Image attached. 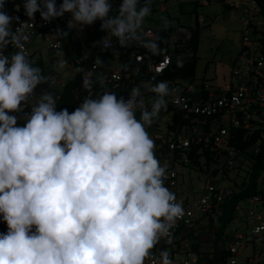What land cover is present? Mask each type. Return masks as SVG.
<instances>
[{"label": "clouds", "instance_id": "obj_1", "mask_svg": "<svg viewBox=\"0 0 264 264\" xmlns=\"http://www.w3.org/2000/svg\"><path fill=\"white\" fill-rule=\"evenodd\" d=\"M5 4L0 0V220L7 225L0 233V264H177L167 249L153 251L161 240L173 243L185 209L165 186L168 165L156 157L146 131L167 110L174 90L167 81L154 85L148 110L141 85L130 89L127 100L118 99L103 78L94 80L92 71L79 67L83 90L97 83L104 90L85 96L71 113L57 111L55 81L24 51L33 24L13 29L19 17L9 15ZM151 5L120 0L113 14L112 0H62L59 6L56 0H23L29 21L37 12L46 23L70 13L68 28L82 30L99 20L121 48L141 42L157 54V40L143 38ZM9 47L16 51L5 55ZM56 54L58 67H65L63 50ZM44 84L53 91L43 90L24 112ZM22 112V118L15 115Z\"/></svg>", "mask_w": 264, "mask_h": 264}, {"label": "built area", "instance_id": "obj_2", "mask_svg": "<svg viewBox=\"0 0 264 264\" xmlns=\"http://www.w3.org/2000/svg\"><path fill=\"white\" fill-rule=\"evenodd\" d=\"M62 0H56L57 6ZM224 4L240 16V39L239 51L232 61L227 81L223 85L210 84L204 80L195 83L185 81H167L171 95L166 97L168 105L173 109L184 113L191 118L189 127L180 133L170 137L166 144L167 150L181 152L193 147L210 144L212 149L222 155L221 166L218 168L216 177L211 176L214 169H207L204 188L196 200L184 199L183 207L185 215L177 222L173 229V243L167 244L164 240L153 249L158 253L161 249H167L177 264H212L211 243L214 237V230L207 229L211 222L217 225L218 218L222 211L220 205L230 200L232 191L228 184L235 163L240 157L241 151L232 143L230 132L241 130L243 138L248 141L255 139L251 144L254 153H258V144L264 142V22L259 14V8L255 0H223ZM161 5L160 10L163 11ZM11 16H18L19 22L13 24V29L19 27L20 23L29 22L30 39L25 44V54L34 64L44 68L45 75L50 76L55 84L53 87L61 86L62 91L58 95V101L62 99L65 86L77 79V85L71 91L72 99L79 106V103L87 95L98 96L102 94L103 88L97 83L88 92L81 87L83 76L77 72L79 67L93 72V79L103 78L108 89L116 92L117 98L121 96L127 100L130 96V89L133 86L141 85L143 102L145 108L151 109L149 101L154 99L155 93L151 88L159 83V78L168 70L174 56L180 57V50L186 46L189 39L188 34L180 29H173L161 45V51L157 54L149 52L141 42H130L126 47L121 48L115 37L105 34L101 43V54L104 55L103 69L99 68V59L87 65L83 58L67 56L64 47V36L55 33L58 29L63 31V24L59 18L44 22L39 12L35 14V20L29 21L24 14L23 0L11 12ZM144 40H163L162 35L157 31L144 29ZM112 47H106L109 42ZM62 49L67 64L59 68L61 59L56 53ZM41 50L50 56V67L44 64L41 57ZM16 49L9 47L4 50L5 55H11ZM122 51H130V61L133 66L127 69L122 64ZM186 54L189 56L190 51ZM64 74L62 79L57 71ZM49 85L44 84L37 87L30 102L25 105L24 112H30V108L39 99L40 93L48 89ZM99 88V89H98ZM95 90L99 91L97 93ZM57 101V102H58ZM24 112L16 113L23 117ZM140 116L137 111L136 116ZM18 120V124L23 123ZM160 149V147H158ZM162 164L167 163L168 172L165 186L178 196V172L175 167L190 165L186 155L181 160L173 161L168 156L165 162L164 157L158 154L157 157ZM166 159V158H165ZM264 190V174L261 184ZM235 217L231 220L228 229L223 232L221 239L225 241L224 250L226 256L222 259L223 264H264V196L253 195L240 201L234 207ZM7 231L6 223H2V232ZM193 232V247L200 243L208 246L198 251L192 250V241L189 235ZM203 233L204 239L199 236ZM247 246L251 249L247 252ZM195 257L193 259L192 257Z\"/></svg>", "mask_w": 264, "mask_h": 264}, {"label": "trees", "instance_id": "obj_3", "mask_svg": "<svg viewBox=\"0 0 264 264\" xmlns=\"http://www.w3.org/2000/svg\"><path fill=\"white\" fill-rule=\"evenodd\" d=\"M22 0H6L5 8L10 15L11 12L21 3ZM207 3L221 2L223 6L229 10L230 8L226 6L223 0H204ZM258 8L259 14L264 22V0H255ZM62 1L60 2V4ZM113 3V14H115V9L119 6L120 0H112ZM196 4V3H195ZM231 10V9H230ZM69 13H65L63 17L59 20L63 24V31L67 33L63 39L64 50L69 57L83 58L87 65L92 64L97 59H99V68L103 69L104 55L101 54V43L105 37V32L101 31V21H96L93 25H90V34L87 38L82 41L77 39L74 35L73 29L68 28L67 19ZM180 28L184 30L189 39L186 41V46L180 50V57H176L175 53L172 58V62L168 70L159 78L160 81H185L193 83L195 80V70L197 64V50L199 44V28H185V27H168L167 29L158 30L162 35L163 40H160L159 46L161 48L162 42L173 29ZM187 50L190 51V55L186 54ZM130 51H122V64L130 69L133 63L130 61ZM182 62L183 67H178L177 63ZM38 67L42 69L45 75L44 68L39 64ZM77 85V79L74 82L68 83L62 94V99L58 101L57 111L62 108H67L71 113L75 110L76 104L72 99L71 91ZM99 89V88H98ZM97 93L99 91L95 90ZM169 117L168 121L165 122V131L162 137H154L155 143V154H161L163 157L168 155L173 161L181 160L182 155H186L190 160V165L186 167L201 169L204 165L207 168L212 165L214 167L211 176L216 177L218 174V168L221 166L222 155L212 149V146L208 144L207 146L199 145L193 147L190 146L189 149L181 152H171L169 153L166 147L167 142L170 137L174 134L180 133L186 127H189L191 118H188L184 113L173 109L167 104V110H162L160 113V119L164 117ZM157 128V126H156ZM230 135L234 137L232 143L241 151L240 157L235 163L234 169L231 173L228 185L232 191V197L230 200L224 201L220 205V210L222 211L221 217L218 218L217 225H212L210 222L207 229L214 230V237L210 241L212 253L210 262L212 264H223L222 259L226 256L224 250L225 241L221 239L224 231L228 229L231 220L235 217L234 207L240 202L253 195L264 196V190H262V178L264 174V142L258 144V153H254V148L252 143L255 139L248 141L243 138L241 130H232ZM160 147V149L158 148ZM240 172H243L241 174ZM2 223L0 220V233H2ZM190 241H192V250L198 251L203 247V244H196L193 247V232L189 235Z\"/></svg>", "mask_w": 264, "mask_h": 264}, {"label": "rangeland", "instance_id": "obj_4", "mask_svg": "<svg viewBox=\"0 0 264 264\" xmlns=\"http://www.w3.org/2000/svg\"><path fill=\"white\" fill-rule=\"evenodd\" d=\"M196 3V4H195ZM161 5L163 11L160 10ZM152 14L146 18L144 29L158 31L170 27L195 28L198 26L200 36L197 50V64L195 70V83L202 80L215 85H223L228 78L232 61L239 51L240 39V16L233 10H227L221 2L207 3L204 0H152ZM70 19H67V22ZM165 21L168 26H165ZM77 39L82 41L90 34V26H85L82 30L72 28ZM41 57L47 66L50 67V56L44 50H41ZM58 74H61L56 70ZM65 80L64 74L60 75ZM55 91L60 94L61 86H55ZM153 99L148 103L151 106ZM140 116L137 115V119ZM169 117L160 119L156 118L151 127L146 131L153 139L154 137H162L165 131V122ZM157 126V128H156ZM166 158V159H165ZM165 162L168 161V155L164 156ZM178 172V196L179 201H183L184 197L190 200L199 198L206 180L207 169L202 166L201 169L190 168L178 164L175 167ZM243 174V172H240ZM222 185H228L223 183ZM199 236L204 239L203 233ZM206 250L208 246H204ZM203 247V248H204ZM251 249L247 246V252Z\"/></svg>", "mask_w": 264, "mask_h": 264}, {"label": "crops", "instance_id": "obj_5", "mask_svg": "<svg viewBox=\"0 0 264 264\" xmlns=\"http://www.w3.org/2000/svg\"><path fill=\"white\" fill-rule=\"evenodd\" d=\"M170 27V26H169ZM184 199H189V198H187V197H184Z\"/></svg>", "mask_w": 264, "mask_h": 264}]
</instances>
